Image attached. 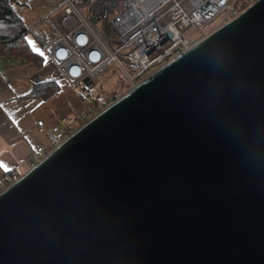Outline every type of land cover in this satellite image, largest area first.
I'll return each mask as SVG.
<instances>
[{
    "label": "water",
    "instance_id": "obj_1",
    "mask_svg": "<svg viewBox=\"0 0 264 264\" xmlns=\"http://www.w3.org/2000/svg\"><path fill=\"white\" fill-rule=\"evenodd\" d=\"M0 264H264V0L1 191Z\"/></svg>",
    "mask_w": 264,
    "mask_h": 264
},
{
    "label": "built area",
    "instance_id": "obj_2",
    "mask_svg": "<svg viewBox=\"0 0 264 264\" xmlns=\"http://www.w3.org/2000/svg\"><path fill=\"white\" fill-rule=\"evenodd\" d=\"M238 0H124L109 19L106 33L85 11L78 0H61L53 24V36L40 48L61 75L72 83L90 84L106 67L114 66L121 78L134 86L154 69L187 50L197 39L186 31L213 24L217 28L241 10ZM54 11V10H53ZM48 13L46 17L49 18ZM51 24V22H49ZM88 78L89 83L84 82ZM101 109L92 101L82 121ZM42 120L37 124L42 126ZM72 131L55 124L46 131L52 149ZM51 149V150H52ZM50 151L37 148L31 166ZM15 175L0 176V192L13 183Z\"/></svg>",
    "mask_w": 264,
    "mask_h": 264
},
{
    "label": "crops",
    "instance_id": "obj_3",
    "mask_svg": "<svg viewBox=\"0 0 264 264\" xmlns=\"http://www.w3.org/2000/svg\"><path fill=\"white\" fill-rule=\"evenodd\" d=\"M41 21L44 23L41 18L34 24ZM28 36L32 50L41 54L35 37ZM42 57V65L37 66L23 56L2 53L0 45V176L26 172L38 147L52 149L47 129L57 124L72 131L76 126L73 124L79 125L85 113L87 104L74 90L75 85L84 84L70 82L48 58ZM50 79L59 85L52 96L27 95L34 83ZM38 120H42V126ZM9 172L13 174H6Z\"/></svg>",
    "mask_w": 264,
    "mask_h": 264
},
{
    "label": "trees",
    "instance_id": "obj_4",
    "mask_svg": "<svg viewBox=\"0 0 264 264\" xmlns=\"http://www.w3.org/2000/svg\"><path fill=\"white\" fill-rule=\"evenodd\" d=\"M18 0H0V45L2 47V53L8 55H16V56H23L26 59L34 62L37 66L42 65V55L36 51H33L30 43L27 39L29 34H32L36 41L42 45L43 42L48 40L53 36V30L49 34H44L42 31L40 35H38V27L36 25H28L26 24L20 15L16 12L14 8V3ZM119 1V0H118ZM118 1L114 5L110 7L109 15L105 18V10L109 6V0H103L100 2L97 7L94 5L90 9H87V12L91 15H97V20L101 21L105 19V28L102 25L103 29L106 33H109L110 23L109 19L110 16L114 15L116 10L114 7L118 3ZM252 0H238V7L239 10H243L247 5L251 3ZM91 12V13H90ZM107 13V12H106ZM96 21V19H94ZM109 26V27H108ZM106 27H108L106 29ZM37 29V30H36ZM45 41V42H46ZM122 82L117 84L119 88L124 90L121 95L129 89L128 83L122 78ZM59 85L54 79L45 80L36 82L33 84L30 91L27 95L32 96H40L42 98H48L52 96L56 91H58ZM116 90L114 89L111 91L110 96L106 100H102L101 98L95 97L93 101L99 106L100 109L105 107L107 104L115 100L120 94H116ZM83 123V121H82ZM6 174H13V172H9ZM17 177L20 174H13Z\"/></svg>",
    "mask_w": 264,
    "mask_h": 264
},
{
    "label": "rangeland",
    "instance_id": "obj_5",
    "mask_svg": "<svg viewBox=\"0 0 264 264\" xmlns=\"http://www.w3.org/2000/svg\"><path fill=\"white\" fill-rule=\"evenodd\" d=\"M102 1L103 0H78V2H80L81 4H84L83 6L86 12H87V9H90L94 5L97 7V5ZM117 1L118 0H115V3ZM253 1L254 0H252L251 3ZM60 2L61 0H18L17 2L14 3V8L26 24H29V25L37 24V26L39 25V27L37 28L38 35L42 34L41 32L44 31V34L46 36V34H49L52 32L53 24H56L57 26L61 27V21L57 19L56 10H55L57 9V6L60 4ZM123 2L124 0H119L114 8L118 9L123 4ZM113 5H114V0H109V6L105 10V18L107 17V15H109L110 7H112ZM49 11L52 13L50 14L48 18L45 15H47ZM90 16L92 17L93 20L96 19V21L94 20L96 24L101 29H103L102 25H104L105 19H102L101 21H99L97 20V15H92V13ZM41 18L44 19V23H42L41 21L40 23L34 24L35 22L39 21ZM49 22H51V24ZM108 27H106V29ZM104 28H105V25H104ZM109 30L111 31L110 28ZM212 30H213V24H209L207 26H202L198 29L188 30L186 31L185 35L189 37L190 39H195V38L197 39V37L202 38L203 36L211 32ZM27 39L29 41L32 40L30 36H27ZM45 41L43 42L42 45H40V48L41 46L42 47L44 46V44L46 43ZM34 49L36 50L37 47ZM121 79L122 78H121L120 73L117 70H115L114 66L112 65V66L106 67L105 70L101 74H99L90 84L75 85L74 90L81 94L82 98L85 100L87 104L86 105L87 107L93 101L95 97L101 98V101L106 100L110 96L111 91H113L114 89L117 91L116 92L117 95L118 94L121 95V93L124 90H122L121 88L117 86V84H119V81L121 84L122 82ZM81 124H82V121L81 123H79V125L74 123L73 125H76V126L73 127L72 131L75 130L77 127H79Z\"/></svg>",
    "mask_w": 264,
    "mask_h": 264
}]
</instances>
